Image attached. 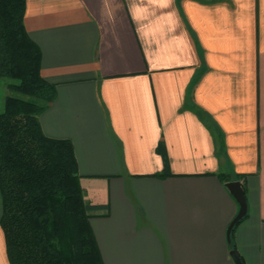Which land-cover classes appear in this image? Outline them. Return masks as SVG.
<instances>
[{
	"label": "crops",
	"instance_id": "1",
	"mask_svg": "<svg viewBox=\"0 0 264 264\" xmlns=\"http://www.w3.org/2000/svg\"><path fill=\"white\" fill-rule=\"evenodd\" d=\"M24 22L56 86L41 129L107 204L103 263L264 264V0H26Z\"/></svg>",
	"mask_w": 264,
	"mask_h": 264
},
{
	"label": "trees",
	"instance_id": "2",
	"mask_svg": "<svg viewBox=\"0 0 264 264\" xmlns=\"http://www.w3.org/2000/svg\"><path fill=\"white\" fill-rule=\"evenodd\" d=\"M26 0H0V227L9 264H104L90 218L107 204L84 199L73 145L45 135L39 116L56 86L24 22Z\"/></svg>",
	"mask_w": 264,
	"mask_h": 264
},
{
	"label": "water",
	"instance_id": "3",
	"mask_svg": "<svg viewBox=\"0 0 264 264\" xmlns=\"http://www.w3.org/2000/svg\"><path fill=\"white\" fill-rule=\"evenodd\" d=\"M226 187L228 188V190L233 195V197L235 198V200L239 205V209L236 216L233 218V220L231 221V223L227 228V239L228 241H230V232L233 226L246 214L247 206H246L244 191L239 181L237 180L229 181L226 183ZM230 255L233 258L235 264H242V261L239 255L237 254L236 250L234 249L230 250Z\"/></svg>",
	"mask_w": 264,
	"mask_h": 264
},
{
	"label": "rangeland",
	"instance_id": "4",
	"mask_svg": "<svg viewBox=\"0 0 264 264\" xmlns=\"http://www.w3.org/2000/svg\"><path fill=\"white\" fill-rule=\"evenodd\" d=\"M6 83L7 80L5 79L0 80V111L3 108V99H4V95L6 94Z\"/></svg>",
	"mask_w": 264,
	"mask_h": 264
}]
</instances>
